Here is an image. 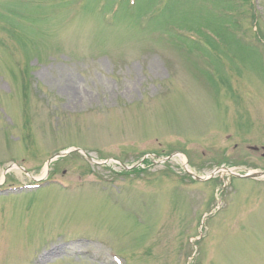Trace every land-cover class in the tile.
I'll return each mask as SVG.
<instances>
[{
    "label": "rangeland",
    "instance_id": "rangeland-1",
    "mask_svg": "<svg viewBox=\"0 0 264 264\" xmlns=\"http://www.w3.org/2000/svg\"><path fill=\"white\" fill-rule=\"evenodd\" d=\"M261 146L264 0H0V264H264V180L186 173Z\"/></svg>",
    "mask_w": 264,
    "mask_h": 264
},
{
    "label": "water",
    "instance_id": "water-1",
    "mask_svg": "<svg viewBox=\"0 0 264 264\" xmlns=\"http://www.w3.org/2000/svg\"><path fill=\"white\" fill-rule=\"evenodd\" d=\"M65 153H66V152L57 153V154L55 155V157H56V156H59V155H63V154H65ZM243 176H245V177H254V176H257V175H256V173H246V174H243ZM196 178L200 179L199 177H196Z\"/></svg>",
    "mask_w": 264,
    "mask_h": 264
}]
</instances>
